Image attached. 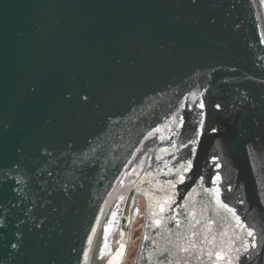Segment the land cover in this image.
I'll list each match as a JSON object with an SVG mask.
<instances>
[{"label": "water", "instance_id": "95a60500", "mask_svg": "<svg viewBox=\"0 0 264 264\" xmlns=\"http://www.w3.org/2000/svg\"><path fill=\"white\" fill-rule=\"evenodd\" d=\"M140 195L136 264H264V0H0V264H123Z\"/></svg>", "mask_w": 264, "mask_h": 264}, {"label": "rangeland", "instance_id": "374dc122", "mask_svg": "<svg viewBox=\"0 0 264 264\" xmlns=\"http://www.w3.org/2000/svg\"><path fill=\"white\" fill-rule=\"evenodd\" d=\"M144 216H145V200L143 196L140 195L139 209L136 215V220H134L132 223L131 239H130L127 255L125 257L123 264H136L138 249L140 246L141 237L143 233Z\"/></svg>", "mask_w": 264, "mask_h": 264}, {"label": "bare ground", "instance_id": "6f19581e", "mask_svg": "<svg viewBox=\"0 0 264 264\" xmlns=\"http://www.w3.org/2000/svg\"><path fill=\"white\" fill-rule=\"evenodd\" d=\"M144 166H143V157H142V149L138 151L136 157L132 161V163L128 166L126 170V180H127V187L130 189L133 188L134 184L143 174ZM140 204V197L137 196V206ZM134 221V220H133ZM134 241V240H133ZM132 241V243H133Z\"/></svg>", "mask_w": 264, "mask_h": 264}, {"label": "snow or ice", "instance_id": "6c2138e0", "mask_svg": "<svg viewBox=\"0 0 264 264\" xmlns=\"http://www.w3.org/2000/svg\"><path fill=\"white\" fill-rule=\"evenodd\" d=\"M200 107L202 108L203 107V104H201ZM249 235H251V233H249Z\"/></svg>", "mask_w": 264, "mask_h": 264}]
</instances>
